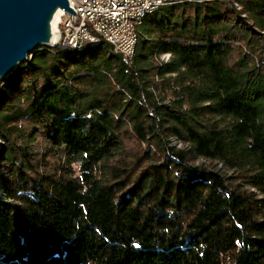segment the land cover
Listing matches in <instances>:
<instances>
[{"label":"trees","instance_id":"16d2710c","mask_svg":"<svg viewBox=\"0 0 264 264\" xmlns=\"http://www.w3.org/2000/svg\"><path fill=\"white\" fill-rule=\"evenodd\" d=\"M138 32L0 81V264H264V0Z\"/></svg>","mask_w":264,"mask_h":264},{"label":"built area","instance_id":"2783aa9c","mask_svg":"<svg viewBox=\"0 0 264 264\" xmlns=\"http://www.w3.org/2000/svg\"><path fill=\"white\" fill-rule=\"evenodd\" d=\"M73 14L63 10L57 21L54 45H82L94 39H107L126 59L128 38L135 35L136 24L129 16H137L150 6H165L168 0H68ZM195 2V0H183ZM75 14H82V22H75Z\"/></svg>","mask_w":264,"mask_h":264},{"label":"water","instance_id":"95a60500","mask_svg":"<svg viewBox=\"0 0 264 264\" xmlns=\"http://www.w3.org/2000/svg\"><path fill=\"white\" fill-rule=\"evenodd\" d=\"M58 7L73 14L68 0H0V80L48 44V18Z\"/></svg>","mask_w":264,"mask_h":264},{"label":"bare ground","instance_id":"6f19581e","mask_svg":"<svg viewBox=\"0 0 264 264\" xmlns=\"http://www.w3.org/2000/svg\"><path fill=\"white\" fill-rule=\"evenodd\" d=\"M179 3H183V0H168L167 5H173V4H179ZM160 7H163V6H155V5L150 6L149 8H146L145 10H143L142 12H139V14H137V16H129V23H137V24H136L135 35L129 36V38H128L129 51H128V54H126L127 60L131 59L132 55L134 54V50H135V46H136L137 38H138V33H140V32H138V29L143 24L144 18L148 14L157 11ZM62 12H63L62 9L56 7L48 18L47 39H46V42L48 44H54L56 42V39H57V21H58L60 13H62ZM75 22H82V14H75ZM98 40H100V39H94L92 41L85 42V44L88 45L89 43H95ZM102 40H105L108 42L107 39H102ZM85 44L67 45V46H61V47H63V48H79ZM111 47H112V50L114 52L120 53L123 56L122 52H118V50L114 49L113 46H111ZM27 58H31V56H28ZM2 80L3 79H1L0 81H2Z\"/></svg>","mask_w":264,"mask_h":264},{"label":"rangeland","instance_id":"374dc122","mask_svg":"<svg viewBox=\"0 0 264 264\" xmlns=\"http://www.w3.org/2000/svg\"><path fill=\"white\" fill-rule=\"evenodd\" d=\"M240 15H241L243 18L245 17V14H243V13H241ZM246 21H249V20H246ZM138 34H139V33H138ZM43 47H44V46H43ZM33 51H34V50H33ZM168 57H169V55L164 54V55H162L161 59L166 60V59H169ZM173 144L176 145L177 147H182L181 144L176 143L174 140H173Z\"/></svg>","mask_w":264,"mask_h":264}]
</instances>
